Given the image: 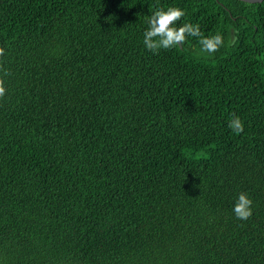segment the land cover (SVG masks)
Here are the masks:
<instances>
[{"label": "trees", "instance_id": "trees-1", "mask_svg": "<svg viewBox=\"0 0 264 264\" xmlns=\"http://www.w3.org/2000/svg\"><path fill=\"white\" fill-rule=\"evenodd\" d=\"M168 6L224 46L147 50ZM0 48V264H264V0H0Z\"/></svg>", "mask_w": 264, "mask_h": 264}, {"label": "clouds", "instance_id": "clouds-1", "mask_svg": "<svg viewBox=\"0 0 264 264\" xmlns=\"http://www.w3.org/2000/svg\"><path fill=\"white\" fill-rule=\"evenodd\" d=\"M185 12L177 6L157 7L151 12L147 19L148 27L143 33L142 43L144 47L157 53L159 50H168L183 45L188 37L197 38L199 44V53L212 55L224 46V38L220 33L205 36L201 33L198 24L191 22L177 24L184 17ZM234 43V39H229L228 44ZM4 54V49L0 48V56ZM5 70V75H7ZM3 79H0V97L5 95ZM232 118L228 122V127L234 133L243 131V122L235 113L231 114ZM252 200L246 192H240L233 204V215L238 220H247L252 215Z\"/></svg>", "mask_w": 264, "mask_h": 264}, {"label": "water", "instance_id": "water-1", "mask_svg": "<svg viewBox=\"0 0 264 264\" xmlns=\"http://www.w3.org/2000/svg\"><path fill=\"white\" fill-rule=\"evenodd\" d=\"M244 2H248V3H256V2H261L262 0H241Z\"/></svg>", "mask_w": 264, "mask_h": 264}, {"label": "bare ground", "instance_id": "bare-ground-1", "mask_svg": "<svg viewBox=\"0 0 264 264\" xmlns=\"http://www.w3.org/2000/svg\"><path fill=\"white\" fill-rule=\"evenodd\" d=\"M178 223V222H177Z\"/></svg>", "mask_w": 264, "mask_h": 264}]
</instances>
